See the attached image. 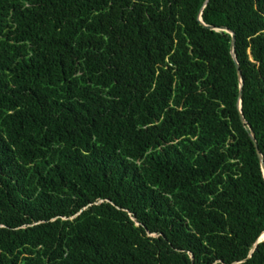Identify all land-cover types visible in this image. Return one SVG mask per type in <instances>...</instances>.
I'll return each mask as SVG.
<instances>
[{"label": "trees", "instance_id": "obj_1", "mask_svg": "<svg viewBox=\"0 0 264 264\" xmlns=\"http://www.w3.org/2000/svg\"><path fill=\"white\" fill-rule=\"evenodd\" d=\"M205 1L0 0V264H264V0Z\"/></svg>", "mask_w": 264, "mask_h": 264}, {"label": "water", "instance_id": "obj_2", "mask_svg": "<svg viewBox=\"0 0 264 264\" xmlns=\"http://www.w3.org/2000/svg\"><path fill=\"white\" fill-rule=\"evenodd\" d=\"M209 0H206L205 1V4L208 3ZM201 10L198 14V20L201 24H203L205 27H208L210 29H214V30H225L227 32H229L231 35H232V40H231V53H232V56L235 60V63H236V66H237V70H238V76H239V80H240V91H239V96H238V101H237V107L239 109V112H240V117H241V122H243L244 124L247 123L246 121V118L243 114V111H242V98H243V88H244V79H243V74H242V71L240 69V65H239V62H238V59H237V56H236V46H235V39H236V36H235V31H233L232 29L226 27V26H213V25H208L206 23L203 22V20H201ZM246 128L248 129V133H249V136L253 142V145H254V148H255V152H256V155H257V158L259 160V163H260V166H261V170H262V173H263V177H264V157L258 147V144H257V141H256V138L254 136V132L252 130V128L250 127L251 125L250 124H246L245 125ZM264 240V231L262 232V234L260 235V237L254 242V244L252 245V248L249 252V256L251 255L252 251L254 250L256 244L260 241H263Z\"/></svg>", "mask_w": 264, "mask_h": 264}]
</instances>
